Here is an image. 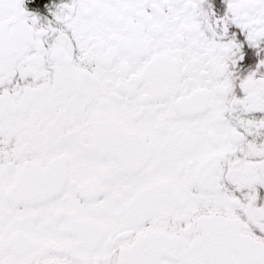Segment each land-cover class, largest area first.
<instances>
[{"label": "snow or ice", "instance_id": "obj_1", "mask_svg": "<svg viewBox=\"0 0 264 264\" xmlns=\"http://www.w3.org/2000/svg\"><path fill=\"white\" fill-rule=\"evenodd\" d=\"M0 264H264V0H0Z\"/></svg>", "mask_w": 264, "mask_h": 264}]
</instances>
